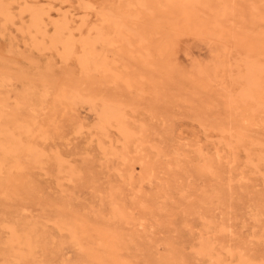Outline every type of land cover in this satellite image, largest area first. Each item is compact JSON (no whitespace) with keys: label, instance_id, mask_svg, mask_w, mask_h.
I'll use <instances>...</instances> for the list:
<instances>
[{"label":"rangeland","instance_id":"1","mask_svg":"<svg viewBox=\"0 0 264 264\" xmlns=\"http://www.w3.org/2000/svg\"><path fill=\"white\" fill-rule=\"evenodd\" d=\"M263 118L264 0H0V264H264Z\"/></svg>","mask_w":264,"mask_h":264},{"label":"bare ground","instance_id":"2","mask_svg":"<svg viewBox=\"0 0 264 264\" xmlns=\"http://www.w3.org/2000/svg\"><path fill=\"white\" fill-rule=\"evenodd\" d=\"M69 11V10H68ZM36 12V11H35ZM65 15V14H64ZM40 23H41V18H38L37 19V14H35V13H33L32 14V24H33V26L34 27H36V28H39V25H40ZM64 24V23H63ZM62 25V24H61ZM63 27H65V26H63ZM57 29H56V34H57V36L59 37V35H61V30H62V28L61 27H56ZM64 29H66V27L64 28ZM36 30V29H35ZM59 34V35H58ZM70 37V36H69ZM61 38V37H60ZM68 40V39H67ZM62 44H64V43H62ZM69 44L67 43H65V45H64V47H66V46H68ZM69 50H70V48H68ZM68 49H65V53H67V51H68ZM250 72V71H249ZM247 94H248V91H246V92H244L243 93V95H246L247 96ZM249 95V94H248ZM253 98V97H252ZM109 106V105H108ZM107 106V107H108ZM111 107V106H110ZM259 107V106H258ZM115 108V107H114ZM113 109V108H112ZM252 109V108H251ZM120 111V110H119ZM121 113V112H120ZM115 114V113H114ZM103 117H105L106 116V113H102L101 114ZM101 116V117H102ZM108 116V115H107ZM108 118V117H107ZM115 118H116V116H115ZM263 124H264V118H263ZM245 262V261H244ZM241 263V262H240ZM243 264V263H242ZM246 264V263H245Z\"/></svg>","mask_w":264,"mask_h":264}]
</instances>
